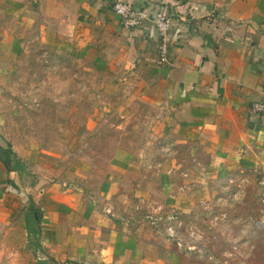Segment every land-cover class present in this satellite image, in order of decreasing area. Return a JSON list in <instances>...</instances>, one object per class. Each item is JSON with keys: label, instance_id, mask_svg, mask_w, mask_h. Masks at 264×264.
I'll return each mask as SVG.
<instances>
[{"label": "crops", "instance_id": "1", "mask_svg": "<svg viewBox=\"0 0 264 264\" xmlns=\"http://www.w3.org/2000/svg\"><path fill=\"white\" fill-rule=\"evenodd\" d=\"M123 1L147 12L141 24L125 28L115 0H0V146L23 165L8 166L0 154L9 264H187L190 254L161 213L186 206L192 181L264 173V114L252 111L264 98V0ZM164 2L174 26L169 63L158 66L153 17ZM48 52L71 55L89 82L102 80L101 105L87 124L69 123L79 112L73 103L58 113L67 115L64 125L33 130L21 88L32 77L18 73L32 59L46 66ZM61 79L43 82L61 89ZM114 117L144 119L140 129L151 131L157 159L167 163L161 184L137 171L141 155L120 139L83 145V135ZM151 190L172 206L153 201Z\"/></svg>", "mask_w": 264, "mask_h": 264}, {"label": "rangeland", "instance_id": "2", "mask_svg": "<svg viewBox=\"0 0 264 264\" xmlns=\"http://www.w3.org/2000/svg\"><path fill=\"white\" fill-rule=\"evenodd\" d=\"M46 57V66L41 67L39 60L32 59L18 73L21 76L25 75L24 73L31 74L32 77L31 82L26 77V82L24 81L21 88L27 90L29 96L26 104L32 126L35 128L32 127L33 130L42 131L55 128L57 124L64 125L67 115L59 118L58 113L67 112L66 109H70L73 103L74 108L75 105L78 106L79 112L77 113L75 108L73 115L70 113L69 123L77 121L80 126L87 124L95 105H101L99 100L103 95L100 90L103 89L102 80L92 76V82H89L84 67L75 64L74 58L69 54L55 56L54 53L48 52ZM77 75L81 76L79 82L72 83V78L78 77ZM46 76L61 77L64 82L62 88L59 89L60 83L50 81L53 79L48 83L43 82ZM41 79L42 83L39 82ZM40 84L47 86V94L40 93ZM88 90L96 93V99L88 97ZM77 95L80 100L78 105ZM143 121V118L121 120V117H114L111 124L87 132L81 140L84 146L93 138L99 139L100 142L103 138L111 136L115 140L124 141L130 150L142 156L139 155L137 171L139 172V168L144 170L148 179L153 177L152 183L158 181V184H161L160 171L167 163H161L163 158L157 159L158 156L160 158L161 151L157 152V148L153 146L149 134L151 131L140 129ZM46 132L50 134L54 131ZM63 133L70 135L71 130ZM182 166L187 167V170L192 169L191 164ZM176 183L182 185L185 180L181 178ZM198 184L192 181L196 189L194 187L192 196L184 199L186 206L181 204L174 211L169 209L161 213V216L164 214L168 217L163 223L173 229L180 248L190 254L187 264H264V173L242 170L235 172L233 181H218L209 176L203 178L200 188ZM150 192L148 197L152 196L153 201L161 199V196L154 194L152 190ZM161 203L165 205V199H161ZM174 212L179 218L172 216ZM1 227L0 225V264H9V250L1 242L4 234Z\"/></svg>", "mask_w": 264, "mask_h": 264}, {"label": "built area", "instance_id": "3", "mask_svg": "<svg viewBox=\"0 0 264 264\" xmlns=\"http://www.w3.org/2000/svg\"><path fill=\"white\" fill-rule=\"evenodd\" d=\"M113 9L120 15L122 25L128 29L141 24L142 20L148 15L147 12L135 9L130 3L123 0H115ZM173 19L174 12L168 2H164L153 17V23L159 38L158 66L169 63L170 33L174 26ZM252 111L255 114H264V98L253 105Z\"/></svg>", "mask_w": 264, "mask_h": 264}, {"label": "trees", "instance_id": "4", "mask_svg": "<svg viewBox=\"0 0 264 264\" xmlns=\"http://www.w3.org/2000/svg\"><path fill=\"white\" fill-rule=\"evenodd\" d=\"M0 154H3V155H4L6 165H8V166H12L13 163H16L15 166L23 168V165L20 164V161L17 160L16 157H14V153H13V151L11 150L10 147H8L6 150H4V149L0 146Z\"/></svg>", "mask_w": 264, "mask_h": 264}]
</instances>
